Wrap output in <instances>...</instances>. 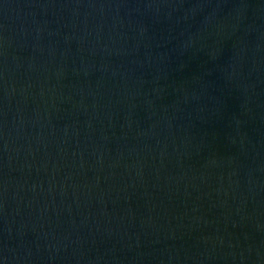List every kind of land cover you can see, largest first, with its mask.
I'll use <instances>...</instances> for the list:
<instances>
[{
  "label": "water",
  "instance_id": "1",
  "mask_svg": "<svg viewBox=\"0 0 264 264\" xmlns=\"http://www.w3.org/2000/svg\"><path fill=\"white\" fill-rule=\"evenodd\" d=\"M0 264H264V0H0Z\"/></svg>",
  "mask_w": 264,
  "mask_h": 264
}]
</instances>
